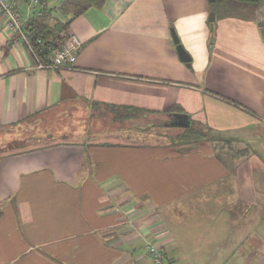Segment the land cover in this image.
Returning a JSON list of instances; mask_svg holds the SVG:
<instances>
[{
    "label": "crops",
    "instance_id": "0c3cea01",
    "mask_svg": "<svg viewBox=\"0 0 264 264\" xmlns=\"http://www.w3.org/2000/svg\"><path fill=\"white\" fill-rule=\"evenodd\" d=\"M68 1H44L81 42L61 69L25 42L39 8L19 1L22 34L0 16V134L48 140L0 154V264H152L150 243L166 264H264V7H215L211 23L209 0L76 18ZM186 121L217 142H149Z\"/></svg>",
    "mask_w": 264,
    "mask_h": 264
},
{
    "label": "trees",
    "instance_id": "16d2710c",
    "mask_svg": "<svg viewBox=\"0 0 264 264\" xmlns=\"http://www.w3.org/2000/svg\"><path fill=\"white\" fill-rule=\"evenodd\" d=\"M107 0H69L62 8L61 13L65 15H71L73 18L81 16L85 11L90 8H102ZM245 4L253 5L258 7H264V0H215V7H226L231 4ZM55 11V10H54ZM43 16L39 17L42 19H36L26 29L27 37L30 40V45L33 48L38 59L42 63H48L50 55L57 49L64 46L68 40L67 37V25L59 24L54 27L49 26L46 19L43 18L45 15H51L53 11L42 10ZM264 21V16H263ZM171 143L174 146H183L193 144H199L203 142L216 143L217 139L213 137L211 132L205 130L196 129L194 126H190L183 130L181 136L171 138Z\"/></svg>",
    "mask_w": 264,
    "mask_h": 264
},
{
    "label": "built area",
    "instance_id": "2783aa9c",
    "mask_svg": "<svg viewBox=\"0 0 264 264\" xmlns=\"http://www.w3.org/2000/svg\"><path fill=\"white\" fill-rule=\"evenodd\" d=\"M19 1L20 0H0V16L6 19L7 26L11 31L22 34L24 33L25 22L18 9ZM44 1L45 0H29L31 9L39 8L37 12L38 17L43 16L42 10L44 9ZM25 42L31 54L37 59L38 68L40 69H61L68 66L69 63L72 64L81 48V42L78 38L74 35H70L64 46L55 50L48 58L49 62L45 64L38 59L30 45L28 37H25ZM147 251L152 264H166L165 253L158 244L150 243L147 247Z\"/></svg>",
    "mask_w": 264,
    "mask_h": 264
},
{
    "label": "rangeland",
    "instance_id": "374dc122",
    "mask_svg": "<svg viewBox=\"0 0 264 264\" xmlns=\"http://www.w3.org/2000/svg\"><path fill=\"white\" fill-rule=\"evenodd\" d=\"M34 131L32 132V134H34L35 132H37L39 130V127H34ZM197 130H199V128L196 127ZM28 130V131H27ZM202 130V129H201ZM26 131V132H25ZM183 133L182 130H175V129H171V130H165V129H152V131H150V137H149V142L151 143H167V144H172L171 143V138H174L176 136H181ZM30 134V129H26V130H17V131H12V132H6L3 133L2 135L0 134V154L1 153H5L7 151L10 150H16V149H20L22 147V144L25 145H29V144H33L35 142L39 143L38 145L47 143L48 140H41V139H33L30 138L28 140H26L25 137H27ZM13 139H24V142L18 143V142H9L10 140ZM26 141V142H25ZM193 143L189 144V145H183V146H177L174 150H177L179 152H186L188 151L191 147H192Z\"/></svg>",
    "mask_w": 264,
    "mask_h": 264
},
{
    "label": "water",
    "instance_id": "95a60500",
    "mask_svg": "<svg viewBox=\"0 0 264 264\" xmlns=\"http://www.w3.org/2000/svg\"><path fill=\"white\" fill-rule=\"evenodd\" d=\"M209 1L211 3V7H210L211 14H210V17H209V21L211 23H213V22H215V19H216L215 0H209ZM261 14L264 15V8L261 10ZM259 28L261 29V36H262V39H263V42H264V22H263V19H261L259 21ZM173 41H174V44L177 46V51L179 53V56H180L181 60L183 62H189L190 58H189L188 54L184 51L183 47L180 45L179 39L175 35V33H173ZM179 126L188 128L189 127V123L186 121L185 124H182V125H179Z\"/></svg>",
    "mask_w": 264,
    "mask_h": 264
}]
</instances>
